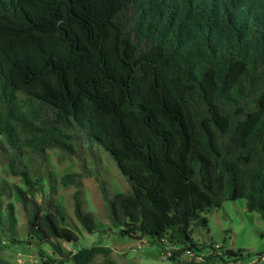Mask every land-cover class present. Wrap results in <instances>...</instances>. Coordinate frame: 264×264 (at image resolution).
Instances as JSON below:
<instances>
[{"label": "trees", "instance_id": "trees-1", "mask_svg": "<svg viewBox=\"0 0 264 264\" xmlns=\"http://www.w3.org/2000/svg\"><path fill=\"white\" fill-rule=\"evenodd\" d=\"M98 145L131 195L109 194ZM49 149L79 162L62 185L94 176L121 236L149 237L178 264L206 248L243 261L196 242L192 224L238 198L264 221V0H0V160L25 186L0 180V212L14 195L49 249L42 264H91L97 247L66 256L59 243L76 237L43 183ZM74 200L81 226L99 229Z\"/></svg>", "mask_w": 264, "mask_h": 264}, {"label": "rangeland", "instance_id": "rangeland-1", "mask_svg": "<svg viewBox=\"0 0 264 264\" xmlns=\"http://www.w3.org/2000/svg\"><path fill=\"white\" fill-rule=\"evenodd\" d=\"M95 150L100 173L109 194L131 195V186L116 162L101 146L98 145ZM45 157L41 172L43 183L48 187V177H51L50 182L55 191L53 196L62 204L67 222L76 237L73 242L59 240L66 256H70L81 247L94 246L99 250L91 264H178L167 259V252L149 237L139 239L119 234V227L115 226L108 216L107 207L94 176L83 177L77 186H64L60 183L61 175L79 170V162L74 156L60 158L59 151L49 149L46 150ZM0 180L25 187L19 176L7 172L1 160ZM75 194L81 202L83 211L100 224V228L92 233L81 226L74 214ZM245 202L244 198L225 200L220 207L201 213L200 217H205L207 223L205 226L198 222L192 224V238L207 246L213 243L215 247L224 245L226 249H241L245 253V259L238 264H264V221L259 212L248 211ZM7 203H11L14 208L13 227L6 218ZM0 214V257L13 264H42L38 250L43 249L48 253L49 249L45 244L37 243L27 235L26 215L14 195L3 198ZM209 251L213 253V249H205L207 255ZM204 259L200 264H225L212 256ZM64 264L72 263L67 261Z\"/></svg>", "mask_w": 264, "mask_h": 264}, {"label": "built area", "instance_id": "built-area-1", "mask_svg": "<svg viewBox=\"0 0 264 264\" xmlns=\"http://www.w3.org/2000/svg\"><path fill=\"white\" fill-rule=\"evenodd\" d=\"M211 251H209L208 253H210ZM206 252L205 251H202V252H192V251H187L185 254H184V257H187L188 259H194L196 262H203L206 257Z\"/></svg>", "mask_w": 264, "mask_h": 264}, {"label": "water", "instance_id": "water-1", "mask_svg": "<svg viewBox=\"0 0 264 264\" xmlns=\"http://www.w3.org/2000/svg\"><path fill=\"white\" fill-rule=\"evenodd\" d=\"M24 264H27V263H24Z\"/></svg>", "mask_w": 264, "mask_h": 264}]
</instances>
